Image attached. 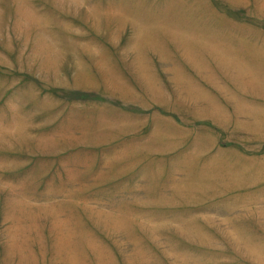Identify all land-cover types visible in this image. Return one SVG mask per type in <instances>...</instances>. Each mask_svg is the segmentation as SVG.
Returning a JSON list of instances; mask_svg holds the SVG:
<instances>
[{
  "label": "rangeland",
  "instance_id": "obj_1",
  "mask_svg": "<svg viewBox=\"0 0 264 264\" xmlns=\"http://www.w3.org/2000/svg\"><path fill=\"white\" fill-rule=\"evenodd\" d=\"M0 264H264V0H0Z\"/></svg>",
  "mask_w": 264,
  "mask_h": 264
}]
</instances>
